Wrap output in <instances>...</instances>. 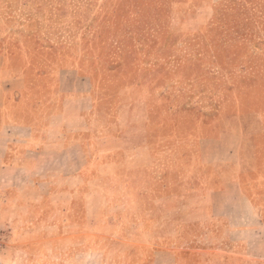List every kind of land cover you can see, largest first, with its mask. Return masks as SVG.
<instances>
[{
	"label": "rangeland",
	"instance_id": "rangeland-1",
	"mask_svg": "<svg viewBox=\"0 0 264 264\" xmlns=\"http://www.w3.org/2000/svg\"><path fill=\"white\" fill-rule=\"evenodd\" d=\"M85 89L73 190L56 178L37 222L0 227V264H164L176 234L211 249L187 264H264L208 203L231 131L264 157V0H0V105L33 122L68 99L75 122Z\"/></svg>",
	"mask_w": 264,
	"mask_h": 264
},
{
	"label": "crops",
	"instance_id": "crops-1",
	"mask_svg": "<svg viewBox=\"0 0 264 264\" xmlns=\"http://www.w3.org/2000/svg\"><path fill=\"white\" fill-rule=\"evenodd\" d=\"M6 82V95L20 94L24 89V80L19 77ZM57 94L59 96L60 91ZM89 98L85 89L81 99L86 107L84 111L78 110V120L75 122L67 116L68 99L63 102V109L58 100L56 111L54 107L46 113L43 121L31 122L16 118V115L14 117L15 107L9 104L6 96L5 103L0 105V112L7 119L0 121V227H11L14 233L23 234L30 224L37 222L43 213L44 200L55 190L56 178L63 177L64 184H68V193H71L74 187L71 183L78 178L79 173L70 167L71 162L83 160V156H79L82 148L79 133L83 129L82 116L87 112ZM230 137L232 144L227 156L216 161V165H227L228 173L226 176L221 171V187L211 192L212 200L208 203L216 217L230 226V234L238 237L234 238L235 241L244 244L243 252L239 255L244 256L247 262H261L264 261V203L253 199L248 184L253 180L252 186L255 188L252 190L264 191V157L260 155L262 150L258 151L256 146L251 148L242 140L239 131H231ZM57 163L64 165L66 170H55L52 165ZM217 197L220 199L216 200ZM171 237L169 239L178 241L181 235ZM230 239L233 240L231 236ZM176 241L157 250L160 257H163L162 261L166 260L164 264H187L186 251L190 250L194 254L211 250L189 248ZM212 251L226 252L224 247ZM233 259L229 257V262ZM198 264L210 263L204 260Z\"/></svg>",
	"mask_w": 264,
	"mask_h": 264
}]
</instances>
